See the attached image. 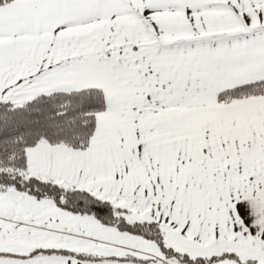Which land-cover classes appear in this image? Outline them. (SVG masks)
<instances>
[{
  "label": "snow or ice",
  "instance_id": "1",
  "mask_svg": "<svg viewBox=\"0 0 264 264\" xmlns=\"http://www.w3.org/2000/svg\"><path fill=\"white\" fill-rule=\"evenodd\" d=\"M0 264H264V0H0Z\"/></svg>",
  "mask_w": 264,
  "mask_h": 264
}]
</instances>
